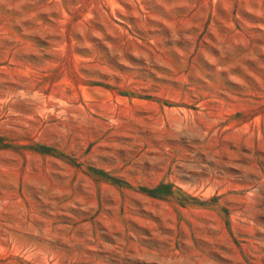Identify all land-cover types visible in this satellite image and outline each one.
I'll list each match as a JSON object with an SVG mask.
<instances>
[{
  "label": "rangeland",
  "instance_id": "374dc122",
  "mask_svg": "<svg viewBox=\"0 0 264 264\" xmlns=\"http://www.w3.org/2000/svg\"><path fill=\"white\" fill-rule=\"evenodd\" d=\"M0 264H264V0H0Z\"/></svg>",
  "mask_w": 264,
  "mask_h": 264
}]
</instances>
